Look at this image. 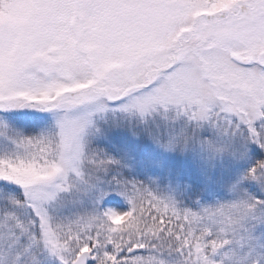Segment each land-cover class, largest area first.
<instances>
[{"label":"snow or ice","instance_id":"1","mask_svg":"<svg viewBox=\"0 0 264 264\" xmlns=\"http://www.w3.org/2000/svg\"><path fill=\"white\" fill-rule=\"evenodd\" d=\"M0 264H264V0H0Z\"/></svg>","mask_w":264,"mask_h":264}]
</instances>
